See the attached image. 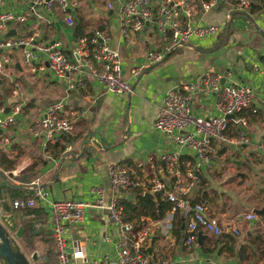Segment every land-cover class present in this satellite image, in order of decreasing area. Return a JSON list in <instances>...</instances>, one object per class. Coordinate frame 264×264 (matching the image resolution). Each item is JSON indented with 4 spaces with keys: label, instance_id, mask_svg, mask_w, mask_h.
Wrapping results in <instances>:
<instances>
[{
    "label": "crops",
    "instance_id": "1",
    "mask_svg": "<svg viewBox=\"0 0 264 264\" xmlns=\"http://www.w3.org/2000/svg\"><path fill=\"white\" fill-rule=\"evenodd\" d=\"M109 1L99 0L98 5L91 6L89 0H84L76 11L73 26L65 23L59 11L47 13L39 22L40 38L59 40L73 59L74 42L82 34L76 33L77 25L80 24V31L84 30V33L99 26L107 28L112 43L120 51L124 76L133 84L131 94L118 95L108 91L88 68L76 70V77L81 78L82 84L68 88L66 79L54 73L44 54L36 59V70H33L24 63L21 49L9 50L21 55V59L12 55L15 68L10 70L13 74L8 69L11 61L6 65L8 74L0 72V104L9 106L17 100L23 102L18 121L4 130L14 136L8 144L10 147L0 145V150L6 149L3 154L14 159L15 164L7 169L0 159V168L4 172L17 169L16 181L8 179L9 183L24 189L23 195H34V188L28 182L35 178H39V185L49 192L46 199H39L34 205L37 208L34 220L41 222L37 226L45 228L48 235L33 236L31 244L24 241L22 235L18 238L20 245L30 257L36 252L37 258H32V262L41 264L48 246L45 239L50 236L51 244L55 243L49 225L51 200L92 198L95 185L104 186L106 196L110 198L114 194L109 179V166L113 161L126 162L134 173L145 175L150 181L149 174L153 170L164 178L169 177L166 160L161 154L166 150L178 151L184 173L196 159V152L157 130L155 118L167 90L176 84L187 90L188 83L195 88L194 113L206 116L218 113L215 93L202 90L204 75L212 72L221 75V82L252 85L255 90L253 104L257 107L256 111L252 108L242 110L241 114L248 120L246 126L241 128V124H232L229 129L231 135L243 131L247 140L240 145L229 144L227 148L231 152L219 150L225 153L224 157L213 167L204 166L201 180L189 192L190 199L203 202L226 229L220 236L203 232L202 243L198 241L195 248H187L184 240L190 212L169 209L159 219L141 214L132 220L139 222L143 218L151 226L153 253L147 251L151 264H189L193 261L198 264H264V215L257 222L240 219L243 212L264 205V151L260 148L264 138V81L259 69L264 64V36L260 32L264 31V0L258 6L254 0L248 8L229 19L218 34L193 35L185 45L155 63L148 61L147 53L152 48H159L164 36L151 24L133 32L131 40H127L116 8L107 5ZM216 2L210 10L200 12L207 21L225 20L230 4L227 0ZM7 6L24 9L21 0H8ZM235 19L239 20L240 28L234 24ZM36 21L35 16H30L21 22L25 24L22 29L18 26L21 23H13L8 31L15 28V32L8 34L7 31L5 36L30 34ZM228 23L230 28L226 29ZM140 63L147 65L139 74H134L132 67ZM15 81L19 85L18 96L12 94ZM60 99H64V113L76 128L73 148L66 151L65 135H59L45 150L42 138L33 136L28 126L50 103ZM215 142L219 143V140L215 138ZM32 167L37 171L36 176L29 181L22 180L20 175ZM136 189L120 192L119 196L124 201L135 202ZM0 210L1 213H13L4 209L1 203ZM103 215L101 209L88 207L83 221L69 228L68 240L71 245L76 240L81 241L87 248L88 260L116 255L117 230ZM16 218L21 224V217ZM237 220L241 223L239 234L227 230L229 224ZM203 246L211 247L213 251L204 252ZM187 252L190 259L184 260L183 254ZM77 263L82 264L83 260H77ZM0 264H4L3 261L0 260Z\"/></svg>",
    "mask_w": 264,
    "mask_h": 264
},
{
    "label": "built area",
    "instance_id": "2",
    "mask_svg": "<svg viewBox=\"0 0 264 264\" xmlns=\"http://www.w3.org/2000/svg\"><path fill=\"white\" fill-rule=\"evenodd\" d=\"M24 9L15 10L7 6L8 0H0V72L7 75L6 65L12 60L9 50L21 49L24 63L36 70L35 61L44 54L54 73L67 81L68 88H76L82 84L80 77H76V70L90 69L104 84L108 91L118 95H128L134 90L133 84L124 76L120 51L112 43V37L107 28L97 27L90 35H81L74 42L73 59L65 52L59 40H43L40 38L39 22L47 13L59 11L65 23L73 26L76 22V11L79 0H21ZM254 0H227L231 3L225 20L221 22L207 21L201 11L210 10L216 5V0H110L109 8H116L121 30L127 40H131L132 33L146 29L154 24L164 36V42L159 48H152L147 53L150 63L161 62L177 47L185 45L191 36L205 37L218 34L221 28L232 19L234 12H242ZM30 16H35L36 23L33 31L26 35H6L13 23L25 22ZM146 63L132 67L134 74H139ZM264 81V64L259 66ZM220 74L208 72L203 77L202 90L213 92L217 96L216 108L218 113L213 115L196 114L193 111L195 88L187 84L186 91L180 90L178 84L169 88L160 106L154 127L170 136L182 146L196 152V159L190 163L183 173L180 168V154L178 151H163L169 177L164 178L157 170L149 176L137 175L126 162L113 161L109 166V179L114 194L108 198L102 185L92 187V198H57L51 200L50 229L55 241L58 264H151L150 255L145 246L150 235V224L128 219L124 213V203L120 192L134 188L142 191L159 193L162 197L172 200L173 210L190 212L186 223L184 244L193 248L198 244L200 232L220 236L226 229L216 216L210 213L203 202H193L189 192L201 180L204 166L213 167L214 163L223 158L225 149L231 152L229 144L240 145L247 140L246 133L229 134L232 124H241V128L248 124L247 118L241 114L245 108L257 110L253 102L255 90L250 84L221 82ZM13 96H18L19 85L15 81L12 86ZM7 105L0 104V145L11 143V137L6 130L18 121L23 111V102L15 101ZM65 101L60 99L50 103L41 116L30 122L28 129L35 137L42 138L43 148L48 146L59 135H65V150L73 148L72 137L76 133L73 121L64 113ZM229 114H234L231 116ZM215 138L219 143L215 142ZM264 151V138L260 142ZM11 181H16L17 169L5 170ZM34 188L33 196H20L13 200L16 208L34 206L39 199H46L48 191L39 184V178L28 182ZM37 184V186H35ZM96 207L104 212L103 217L117 230L116 255H107L101 259L88 260L87 248L81 241L74 244L68 240L69 228L83 221L86 209ZM1 214V210H0ZM243 221H260L261 216L253 209L245 211L240 217ZM237 221L229 224V231L239 234ZM40 225V223L38 224Z\"/></svg>",
    "mask_w": 264,
    "mask_h": 264
},
{
    "label": "trees",
    "instance_id": "3",
    "mask_svg": "<svg viewBox=\"0 0 264 264\" xmlns=\"http://www.w3.org/2000/svg\"><path fill=\"white\" fill-rule=\"evenodd\" d=\"M235 15L241 12H234ZM100 28H104L103 26H99ZM226 29L230 28V23H228L225 27ZM224 28V29H225ZM82 30L80 31V24L76 26V33H82L81 35H90L93 33V30L90 32H86ZM64 149V148H63ZM1 165H4L5 168L13 167L15 164L14 159L9 158L6 155L1 156ZM37 174V171L34 167L29 168L26 172L20 175V178L24 181H29L34 178ZM21 185V184H20ZM138 190L137 200L135 202L124 201V210L126 217L128 219H132L134 216H139L141 214L150 215L153 218L159 219L162 218L165 213L172 209L174 202L172 200L166 199L162 197L161 194L157 193L158 198H152L145 195L141 190ZM24 189L15 184H11L7 182L3 176L0 174V203L3 205L4 209L9 212L15 213L16 217H21V224L24 226L23 230V240L31 244V238L36 235H48L45 228H39L37 224L39 221L34 220L35 213L37 208L35 206H29L25 208H16L13 206V199L23 195ZM41 223V222H40ZM262 237V234L260 235ZM48 242L47 249L43 254V259L41 264H57V253L55 250V243L51 244L50 236L45 239ZM190 251L192 249H189ZM204 252L213 251V248L203 246ZM189 264H198L193 261ZM213 264V263H209Z\"/></svg>",
    "mask_w": 264,
    "mask_h": 264
},
{
    "label": "water",
    "instance_id": "4",
    "mask_svg": "<svg viewBox=\"0 0 264 264\" xmlns=\"http://www.w3.org/2000/svg\"><path fill=\"white\" fill-rule=\"evenodd\" d=\"M229 3V2H228ZM231 5V3H229ZM15 28H11L8 31V34L14 33ZM261 34L264 36V31L260 30ZM185 92L186 90L180 89ZM9 109L7 106L6 110ZM234 116V114H229ZM0 174L3 178L9 182L8 175L0 168ZM145 195L157 199L156 193L146 190L144 192ZM260 216L264 215V205L262 207H256L253 209ZM185 224H183L184 226ZM24 226L19 224L14 213H1L0 214V260L3 261L4 264H34L32 262V258H37V253L33 252L30 257L28 253L19 243L18 238L23 235ZM203 232L199 233L198 241L199 244L202 243ZM150 240L148 244L145 246V249L152 254V238L153 234L150 235Z\"/></svg>",
    "mask_w": 264,
    "mask_h": 264
},
{
    "label": "rangeland",
    "instance_id": "5",
    "mask_svg": "<svg viewBox=\"0 0 264 264\" xmlns=\"http://www.w3.org/2000/svg\"><path fill=\"white\" fill-rule=\"evenodd\" d=\"M84 2V0H79V4L81 5V3H83ZM89 2H90V4H91V6H96V5H98L99 4V0L97 1V0H89ZM255 2H256V5L258 6V5H261L262 3H263V0H255ZM234 24H236L237 25V27H239L240 28V26H238L239 25V20L238 19H235L234 20ZM25 24L24 23H21V24H19L18 26H19V29H22V27L24 26ZM3 35V34H2ZM3 37V36H2ZM16 49H14V51H15ZM12 55H14V56H17L18 58H20L21 59V55L19 54V53H17V52H14V54H13V52H10ZM22 58H23V55H22ZM15 68V65H14V61H11L10 62V68L8 67V69H9V71L13 74V72L10 70V69H14ZM4 95L5 96H7V93L5 92V90H4ZM10 104H12V103H10ZM8 133V135L11 137V139H13L14 138V136H13V134H11V133H9V132H7ZM7 148H9L10 146L8 145V146H6ZM5 151H6V149H2V150H0V159H1V156L3 155V153H5ZM239 223L240 222H238V225H239ZM241 224V223H240ZM193 248H195V247H193ZM184 255V260H189L190 259V254L187 252V254H183Z\"/></svg>",
    "mask_w": 264,
    "mask_h": 264
},
{
    "label": "bare ground",
    "instance_id": "6",
    "mask_svg": "<svg viewBox=\"0 0 264 264\" xmlns=\"http://www.w3.org/2000/svg\"><path fill=\"white\" fill-rule=\"evenodd\" d=\"M25 162V161H24Z\"/></svg>",
    "mask_w": 264,
    "mask_h": 264
}]
</instances>
